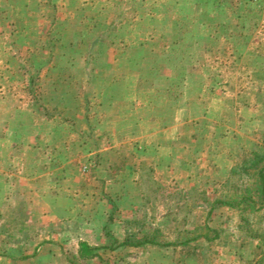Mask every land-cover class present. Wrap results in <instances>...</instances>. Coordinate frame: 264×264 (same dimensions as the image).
Listing matches in <instances>:
<instances>
[{"label": "rangeland", "instance_id": "obj_1", "mask_svg": "<svg viewBox=\"0 0 264 264\" xmlns=\"http://www.w3.org/2000/svg\"><path fill=\"white\" fill-rule=\"evenodd\" d=\"M256 151L264 0H0V264H264L234 208L205 226Z\"/></svg>", "mask_w": 264, "mask_h": 264}, {"label": "trees", "instance_id": "obj_2", "mask_svg": "<svg viewBox=\"0 0 264 264\" xmlns=\"http://www.w3.org/2000/svg\"><path fill=\"white\" fill-rule=\"evenodd\" d=\"M247 177L253 178L254 182L244 184V187L237 190L238 194L234 196L223 195L220 197H215L212 201V204L209 206L205 216V226L207 231L213 232L214 238L219 233L218 230L212 228L208 224V220L212 212L221 205H227L238 211L241 223L239 228L246 233L247 236L251 238H259L261 243H264V231L259 230V227L256 225L254 228L253 217L255 214L261 210H264V152H253V154L247 159V161L242 162L231 168L229 177L224 182V184H229L231 182L235 183V180H238ZM238 188V187H236ZM254 213V214H253ZM256 217V216H254ZM258 223V221H256ZM125 223L128 225L125 227L124 238L121 241L116 242V246H144V245H157V246H167L171 245L172 242L162 241L160 238V232L158 229H153L150 232H144L140 236L138 235V229L133 227L130 228L131 221L125 220ZM197 236L192 237L193 239ZM207 238V236H206ZM208 239V238H207ZM211 240V239H210ZM188 242V239L182 241V243ZM79 254L83 258H92L97 257L98 248L96 246H90L86 242H80L79 244ZM114 247V245L112 246Z\"/></svg>", "mask_w": 264, "mask_h": 264}, {"label": "crops", "instance_id": "obj_3", "mask_svg": "<svg viewBox=\"0 0 264 264\" xmlns=\"http://www.w3.org/2000/svg\"><path fill=\"white\" fill-rule=\"evenodd\" d=\"M88 245H90V244H88ZM93 258V257H92ZM92 258H87V260H89V259H92ZM86 259V258H85Z\"/></svg>", "mask_w": 264, "mask_h": 264}]
</instances>
